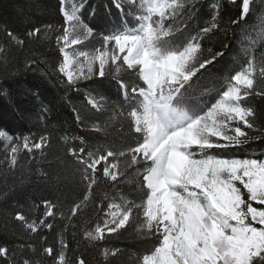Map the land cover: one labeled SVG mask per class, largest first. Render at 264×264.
<instances>
[{"label": "snow or ice", "instance_id": "snow-or-ice-1", "mask_svg": "<svg viewBox=\"0 0 264 264\" xmlns=\"http://www.w3.org/2000/svg\"><path fill=\"white\" fill-rule=\"evenodd\" d=\"M241 2L240 16L232 20V24L245 19L250 11L259 12L261 23L264 24V0ZM231 3L234 4L235 0H231ZM82 7L83 3L69 4V0H60L64 24L57 43L60 44L59 52L63 54V59L54 71L66 78L61 81L66 83V91L77 90L81 86L91 92L102 89V83L81 85L80 82L92 81L94 77L102 81L106 77V66L111 61L137 72L148 89L167 80L182 93H187L195 82L193 78L198 80V73L200 76L206 75L211 71L208 66H214L217 58L224 55L221 50L204 58L197 56L201 51L198 39L221 28L215 22L219 15L218 4L214 5L213 22L197 32L192 42H188L181 50L162 51L157 42L171 35V29H166L164 24L166 13L168 18L180 13L191 17L196 11V0H155L147 5L141 0H109V14L114 9L121 14V25L126 26L131 17L138 21L139 28L136 31L120 30L103 35L99 41L100 47L96 48L93 42V54L81 51L78 55L83 59H78L69 55L67 48L94 41V33L99 36L98 29L114 27L103 17H98L94 27L84 23L79 14ZM153 17L159 19L154 22ZM6 34L10 38L9 45L17 48L24 45L25 41L11 31ZM39 35L40 28L27 32L29 37ZM42 35L46 39L48 33ZM108 45H114L115 50L109 51ZM11 46H0V58L5 61L8 59ZM121 54H124L122 60ZM33 63L36 61L27 60L25 69L31 70ZM113 71L118 76L120 67ZM259 75L264 78V64L259 69ZM57 79H60L59 76ZM231 81L233 83L229 84L210 109L198 114L185 128L180 129L177 138L165 150L156 152L153 149L149 152L148 147L136 146L135 152L142 154L144 161H151L143 171L146 200L142 204L126 201L123 206L116 203L107 205L109 211L106 215L109 219H104L102 224H96L93 229L84 227L82 238L92 248L103 249L107 237L120 233L131 222L145 238L155 240L150 254L142 256V264H264V159L205 154L206 150L211 149L240 150L250 141L264 138V127H259L255 135L242 129V126L251 130L258 128L254 122L255 110L243 101L249 96L264 97V88H254V58L248 60L243 70L232 75ZM10 87L0 88V95H7ZM119 87L122 93L128 89L124 81H119ZM131 91L137 93L141 90L133 86ZM87 104L91 109L97 108L94 97L88 99ZM50 111L49 107L42 104L37 118L43 122ZM76 119L80 120L81 117L77 115ZM232 122L237 123L231 126ZM30 136L31 133L14 136L0 129V141L3 142L5 158L10 156V167L17 164V154L21 148L32 153L33 149H42L49 143L47 135H40L38 139H30ZM193 147L197 152L191 150ZM66 152L78 162L80 179L86 188L80 202L70 204L65 214L63 211H54L58 208L56 202L44 200L43 216L38 221L19 212L13 216V219L21 222L25 239L31 240L33 234L41 231V227L53 229V221L59 214L66 220L59 235V248L43 246L40 259L33 260L24 258L23 250L35 252L34 244H14L11 249L7 245H0V264H86L83 256L76 253L75 244L72 257L69 258V242L63 233L71 226L72 239L75 241L76 225L81 222L85 226L88 224V220L84 219V209L92 197L93 185L97 184V165L105 161L102 176L108 181H117L118 176L123 175V170L119 169L118 160L109 162L108 157H122L125 153L109 150L106 155L95 156L93 151H86L82 141L80 147L71 146ZM137 163L138 158L133 155L124 161V168ZM254 203L262 207L253 206ZM47 217H52V221L46 223ZM17 249L21 250L20 259L17 258ZM109 254L116 255L115 251L103 253L105 257Z\"/></svg>", "mask_w": 264, "mask_h": 264}, {"label": "trees", "instance_id": "trees-1", "mask_svg": "<svg viewBox=\"0 0 264 264\" xmlns=\"http://www.w3.org/2000/svg\"><path fill=\"white\" fill-rule=\"evenodd\" d=\"M71 2L77 5L83 3L79 14L89 26L94 27L98 17L105 18L114 26L98 29L99 36L94 33V41H85L80 45L82 50L90 54H93V42L96 48L100 47L99 41L103 35L139 28L138 21L131 17L126 26L121 25V14L114 9L109 14V0ZM217 4L220 8L215 22L221 28L198 39L201 51L197 56L204 58L221 50L224 55L217 58L214 66H208L211 71L206 75L200 76L198 73L199 79L193 78L195 82L187 93H182L172 83L163 87V97L167 99L170 112L181 119L193 120L198 114L206 113L233 83L231 76L243 70L249 59L254 58L256 66L254 88H264V78L259 75V69L264 64V24L261 23L260 13L252 11L239 23H231L240 16L241 0H235L234 4L231 0H196V11L191 17L180 13L168 18L166 13L164 24L166 29H171V35L157 43L162 51L181 50L188 42H192L197 32L213 22L214 5ZM158 19L153 17L154 22ZM63 24L60 0H0V46H11L7 31L25 41L19 48L11 46L6 61L0 58V88L11 85L7 95H0V129L14 136L31 133L30 139H38L40 135H47L49 139L44 148L33 149L32 153L21 148L17 154V164L11 167L10 156L5 158L3 142L0 141V245H7L11 249L14 244H34L35 252L23 250V257L33 260L40 259L43 246L59 248V235L66 223L59 214L53 221V229L41 227V231L33 234L31 240L25 239L21 222L13 219V216L19 212L38 221L43 216L44 200L56 202L58 208L54 211H63L65 214L70 204L80 202L86 188L80 179L78 162L66 149L71 146L78 148L82 141L86 151H93L95 156L106 155L109 150L123 151L125 154L122 157H108L109 162L118 160L123 175H119L117 181H108L102 176L105 161L97 165V184L93 185L92 197L84 209V219L88 220V224L85 226L81 222L76 225L75 241L72 239L71 226L63 233L69 242V258L72 257L75 244L76 253L83 256L86 264H142V256L150 254L155 240L145 238L131 222L120 233L107 237L103 249L92 248L82 236L84 227L93 229L96 224L108 219L106 213L109 209L106 206L110 203L123 206L126 201L142 204L146 200L143 171L151 161H144L142 154L136 153L135 148L137 145L145 146L150 140L147 104L131 88L135 86L137 90L146 91L147 87L137 72L128 70L121 63L109 61L106 77L102 81L94 77L92 81L80 82L81 85L102 83V89L91 92L81 86L77 90L66 91V83L61 82L66 78L54 71L63 59L59 52L60 44L57 43ZM45 25L51 27L45 28ZM35 28L41 29V35L27 36V32ZM44 32L48 33L46 39L42 35ZM108 47L111 48V45ZM27 60L36 61L31 65V70L25 69ZM117 67H120L118 76L113 71ZM119 81L128 85L123 93ZM93 97L97 103L96 109H91L87 104V100ZM243 103L255 110L254 122L258 128L251 130L241 125L242 129L255 135L259 127H264V97L249 96ZM42 104L51 109L43 122L37 118ZM77 115L81 117L80 120L76 119ZM236 123L232 122L231 126ZM191 150L197 152L195 147ZM205 154L264 159V138L250 141L240 150L211 149L206 150ZM133 155L137 156L139 163L125 169L124 161ZM253 206L262 207L255 203ZM77 215L80 216V213ZM48 221H52V217L45 218V222ZM105 251H115L116 255L105 257ZM17 252V258L20 259L21 250L17 249Z\"/></svg>", "mask_w": 264, "mask_h": 264}, {"label": "rangeland", "instance_id": "rangeland-1", "mask_svg": "<svg viewBox=\"0 0 264 264\" xmlns=\"http://www.w3.org/2000/svg\"><path fill=\"white\" fill-rule=\"evenodd\" d=\"M141 2L147 5L149 3L155 2V0H141ZM71 3V0H69V4ZM80 45H73L67 48L69 55L76 56L78 59H83L78 55L81 51H84L82 50ZM108 50H115V46L111 45V48L108 47ZM123 55L124 54H121V56ZM167 83L170 82L165 80L158 84H155L151 89L147 88L146 91H140L135 93L141 96L147 104V117L148 126L150 128V140L148 144L145 145V147H148L149 152L153 151V149L156 152L165 150L169 146L170 142L174 141L177 138L179 130L185 128L188 125L189 121H191L190 119H181L176 114L170 112L169 105L167 104V99L163 97V87ZM195 150L197 151L196 148ZM109 218L110 217H108V219Z\"/></svg>", "mask_w": 264, "mask_h": 264}]
</instances>
